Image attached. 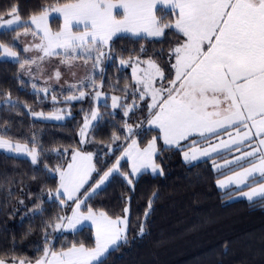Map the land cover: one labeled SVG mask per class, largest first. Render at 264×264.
Segmentation results:
<instances>
[{"label": "snow or ice", "instance_id": "snow-or-ice-1", "mask_svg": "<svg viewBox=\"0 0 264 264\" xmlns=\"http://www.w3.org/2000/svg\"><path fill=\"white\" fill-rule=\"evenodd\" d=\"M158 6L171 9L175 19L168 22L160 19L157 16ZM51 13L63 18V27L57 31L49 26ZM7 15L8 18L4 19V15L0 14V29L7 28L18 34L22 28L25 35L30 33L34 40L39 41L23 49L38 55L24 60L20 59L14 46L0 43V59L19 61L21 69L25 65L40 67L46 59L61 57V63L69 68L76 60L82 59L85 64L91 60L93 72L99 68L103 73L100 65L105 59H111V41L118 34L161 40L165 30L172 29L183 38L168 50L165 61L169 64L167 78L164 69L151 55L147 58L135 55L120 59L122 67L132 69L131 83L125 81L120 89L123 96L110 97L111 107L122 109L127 117L130 112L139 111L140 102L147 100L145 120L135 127L127 120L123 122L126 131L123 145L116 144L121 136L113 134L112 143L116 144L121 155L110 168L98 173V178L88 185L83 195H79L81 189L98 171L93 153L74 149L71 162L66 167L49 169L59 176L56 198L62 205L65 199L75 204L71 216H58L57 222L51 226L54 230L75 229L77 224L91 221L96 231L95 246L89 248L73 244L60 251L45 246L35 264H101L111 248L128 242V208L124 209V217L113 218L104 211H93L91 207L82 211L81 205L97 194L113 173L123 175L127 183L132 184V179L121 172V160L130 162L132 176L148 170L164 174L155 159L159 151L157 137L154 136L143 147L136 139L145 123L159 130L165 150L171 147L181 149L188 163L199 157L211 156L213 152L218 153L221 148L239 152L241 146H247L249 151L232 161H225V164L250 158L248 165L241 166L240 171L226 180L218 181L221 188L229 184L239 187L257 175L264 177V0H54L50 7L32 14L26 22H22L16 7L10 9ZM139 52L143 54L147 49L142 45ZM54 75L59 80L61 73L57 69ZM87 79L89 84L81 81L79 85H71L79 94L66 99H83L86 95L83 89L91 87L92 98L98 101L102 93L96 78L90 75ZM32 87L36 89L35 84ZM37 91L46 96L49 90L45 87ZM129 97L131 103L127 102ZM52 99L55 101L56 96L53 95ZM7 103H12L10 94ZM61 111L58 109L50 116L42 112L34 115L60 120L63 118ZM99 119L101 117L96 110L90 113V118L86 117L80 130L82 144L90 120ZM221 130L228 139L221 138L217 144L199 147L196 141H191L186 150L181 145L182 141L193 136L203 140H210L213 135L219 138ZM106 147L111 150V145ZM0 151L29 156L33 164L38 162L40 155L35 147L13 142L4 135H0ZM248 186L252 189L244 193L248 200H253L255 196L264 200V180L258 186ZM148 207L151 208V201ZM143 234L144 227L141 225L139 235ZM45 243L47 245V236ZM14 261L15 264H26L24 259L14 258ZM0 264H7V261L0 259Z\"/></svg>", "mask_w": 264, "mask_h": 264}, {"label": "trees", "instance_id": "trees-1", "mask_svg": "<svg viewBox=\"0 0 264 264\" xmlns=\"http://www.w3.org/2000/svg\"><path fill=\"white\" fill-rule=\"evenodd\" d=\"M53 3L54 0H0V14L6 17L8 11L16 7L26 22L32 14H38ZM157 13L164 22L175 19L171 10L159 8ZM55 23V26L59 25V20ZM22 32L21 28L18 34ZM18 34L10 29L1 30L0 42L14 46L24 60L25 52L14 43ZM181 39L172 29L161 38L163 42L131 35L113 38L111 59L103 73L94 74L99 91L107 95L105 103L93 100L91 87L83 89L86 93L83 99H66L78 95V91H48L45 96L37 91L42 89L40 85L20 75L19 61L0 59V135L24 142L40 153L38 162L33 164L30 157L0 151V259L7 263H15L14 258L35 263L45 246L56 251L73 244L95 246L91 227L67 232L66 229L54 230L51 226L58 216H68L73 205H62L56 198L59 176L49 169L66 167L74 149L93 153L98 171L85 185V191L98 178V173L110 168L121 154L116 144L124 143L123 122L127 120L135 127L147 116V100L140 102L139 111L130 112L127 117L122 109L111 107L110 97L123 96L120 89L125 81L131 83V70L122 67L120 59L151 55L169 75V64L165 62L168 50ZM142 45L147 49L143 54L139 52ZM9 94L11 104L7 103ZM127 102L131 103V97ZM95 108L100 111L101 119L82 144L80 130ZM58 109L71 115L63 121H47L34 115ZM113 134L121 136L116 144L111 140ZM222 134L223 130L220 136ZM154 136L159 137L158 130L145 123L136 137L145 143ZM215 137L213 135L211 139ZM193 139H198V143L208 141ZM106 145H111V150ZM246 151L249 148L241 146L239 152L227 150L188 163L182 159L181 149L162 148L158 162L163 166V175L145 172L130 185L123 175L114 173L97 194L82 205L84 211L91 207L93 211H104L113 218L124 216V209H129L128 242H121L111 249L101 264H264V200L235 198L250 188L249 184L257 185L264 177L250 179L243 188L218 186L222 178L248 165L250 158L225 164ZM121 169L128 173L127 161L122 162ZM141 225L143 235H139Z\"/></svg>", "mask_w": 264, "mask_h": 264}, {"label": "rangeland", "instance_id": "rangeland-1", "mask_svg": "<svg viewBox=\"0 0 264 264\" xmlns=\"http://www.w3.org/2000/svg\"><path fill=\"white\" fill-rule=\"evenodd\" d=\"M159 8H162V9H165V10H171L169 8H166V7H160L158 6L157 10ZM157 16H158V13H157ZM8 16L4 17V19H7ZM22 19V18H21ZM58 19L59 20V25L55 26V20ZM22 22H25L23 19H22ZM49 26L51 27V29L53 31H57L59 30L60 28L63 27V18L61 16H59L58 14L56 13H51L50 16H49ZM7 29V28H5ZM5 29H0L1 30H5ZM168 31V29L165 30V33ZM118 35H129V34H118ZM117 35V36H118ZM116 37V36H115ZM114 37V38H115ZM183 39V38H182ZM181 39V40H182ZM39 41L38 40H34L33 37L31 36V34H27L25 35L24 31L20 34L17 35L16 39H15V44H17L18 46H20L21 49H24L25 47H29L30 45H32L33 43H38ZM179 41H176V43H178ZM1 43V42H0ZM176 43L174 44V46L176 45ZM17 52H19L18 50H16ZM25 52V51H24ZM20 54V52H19ZM36 55H38V53L36 52H25V57L26 59H30V58H34ZM169 55V54H168ZM20 59H21V56H20ZM61 57H53L51 59H46L43 64L40 65V67H37V65H25V68L24 69H20V75L27 79V80H30L38 85H40L42 88H48L49 91H55V90H59V91H77L75 88H72L70 87L71 85L73 84H77L79 85L81 81H83L84 84H88L89 81L87 79V77H89L90 75H94L96 72H99L100 69L97 68L95 70V72H93V69H92V64H93V61L89 60L87 64L84 63V61L82 59H79V60H76L73 62V66L71 68H69L67 65H64L61 63ZM109 59H105L103 61V63L100 65V67L104 68V66L107 64ZM158 62V61H157ZM39 63V62H38ZM159 63V62H158ZM161 66V65H160ZM125 68H129L132 72V69L131 67H125ZM59 70L60 73H61V76L59 78V80H57L55 78V71L56 70ZM165 71V70H164ZM169 75L166 74L165 72V77L167 78ZM102 93V96L100 97V99L97 101V103H105L106 100H108L107 98V95L105 93H103L102 91H100ZM107 98V99H106ZM111 104H112V100H111ZM94 110L98 111L99 114H100V111L98 110V108H95ZM57 110L53 111V112H50V113H46L44 114L45 116H50L51 114L55 113ZM60 115L63 117L62 119L60 120H56V119H45L43 117H40V116H37V118H41V119H44V120H47V121H63L65 120L67 117H69L71 114L70 112H65V111H61L60 112ZM90 118V116H89ZM98 121H91L90 120V123H89V128L87 129V134L85 136V141L87 140V138L89 137L90 135V131L92 129V127L97 123ZM85 123V121H84ZM84 123H83V126H84ZM82 126V128H83ZM151 128H154V127H151ZM156 129V128H155ZM158 130V129H157ZM159 132V130H158ZM233 135H235V133L233 132ZM6 138V137H5ZM153 138V137H152ZM151 138V139H152ZM193 138H199V139H203L202 137H199V136H193V137H190L189 140H186V141H182L181 142V145L182 147L186 150L189 146V143L191 142V139L192 141H196L198 146L199 147H207L209 143L211 144H217L220 142V139L222 138L223 140H227L228 139V136L226 134H222V136H220L219 138L218 137H215V138H212L211 140H208L207 142H202V143H198V139H193ZM136 139L139 141L140 145L143 147L145 146L150 140L146 141L145 143L140 141L137 137ZM13 142H19L21 144H26L24 142H20V141H15V140H12ZM144 143V144H143ZM29 146V145H28ZM30 147V146H29ZM157 147L159 149L158 151V154L156 155L155 159H156V162L163 168V166L161 165V163L158 162V155L159 153L161 152V149L162 148H165V145L163 144V141L162 139H160L159 137H157ZM235 147V146H233ZM31 148V147H30ZM171 148H175L177 149L176 147H171ZM169 148V149H171ZM179 149V148H178ZM250 150V149H249ZM227 151V149H223L221 148L220 151L217 153V152H213L211 154V156H204V157H199L197 160L191 162V163H195V162H198V161H202V160H205V159H208V158H211L219 153H222V152H225ZM13 154V153H12ZM16 155V154H15ZM121 155V154H120ZM119 155V156H120ZM17 156H23V157H29V156H26V155H17ZM118 156V157H119ZM181 156H182V159L184 160L183 158V152L181 153ZM117 157V158H118ZM123 161H126V160H121L120 162V167H121V164ZM185 161V160H184ZM128 162V161H127ZM113 165V164H112ZM111 165V166H112ZM128 173L127 175L129 176V178L132 179V181L134 182L140 175H142L143 173L147 172V173H150V174H153V175H157L158 173H152L151 170H148V171H142L139 175H136V176H132L131 174V165H130V162H128ZM121 172H122V169H121ZM94 174V173H93ZM92 174V176H93ZM114 174V173H113ZM112 174V175H113ZM111 175V176H112ZM232 175V174H231ZM110 176V177H111ZM230 176V174H229ZM110 177L108 178V180L110 179ZM228 176L222 178V180H226ZM257 177H259L257 175ZM92 179V177L90 178ZM89 179V181H90ZM250 179H252L251 177L249 178L248 180V183L247 184H244V185H241V186H236L235 184H229V185H226L225 187L227 186H234L236 188H243L245 186H247L250 182ZM108 180L105 182V184L108 182ZM88 181V182H89ZM132 182V183H133ZM104 184V185H105ZM104 185H102L101 187H103ZM259 184H257L256 186H258ZM85 187V186H84ZM84 189V188H83ZM83 189H81V192L79 195H83V193L85 191H83ZM252 189L251 188H247L246 190H243L242 192H240V194H238L235 198H240V197H243V198H246L248 199L244 193L245 192H251ZM256 198H259L258 196H255L253 198L256 199ZM71 203L73 205V208L75 207V204L73 201L71 200H67L65 199V203ZM83 205V204H82ZM82 205H81V210L84 211L82 209ZM72 208V209H73ZM99 212V211H98ZM72 215V211L71 213L68 215V216H71ZM126 215V214H125ZM124 215V216H125ZM124 216H121V217H124ZM129 217V209H128V213H127V219ZM85 226H88V227H91L93 229V232H94V236L96 235V231H95V226L91 223V221H83L81 222L80 224H77L75 229H66L67 232H73V231H76V230H80L82 228H84ZM115 248V247H113ZM111 248V249H113ZM110 249V250H111ZM109 250V251H110ZM108 253L105 254V256L103 258L106 257ZM102 258V259H103ZM7 264H15V263H7Z\"/></svg>", "mask_w": 264, "mask_h": 264}, {"label": "crops", "instance_id": "crops-1", "mask_svg": "<svg viewBox=\"0 0 264 264\" xmlns=\"http://www.w3.org/2000/svg\"><path fill=\"white\" fill-rule=\"evenodd\" d=\"M27 264V263H26ZM31 264H35V263H31Z\"/></svg>", "mask_w": 264, "mask_h": 264}]
</instances>
